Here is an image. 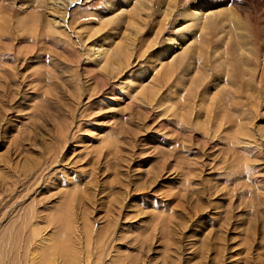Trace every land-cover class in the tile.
Masks as SVG:
<instances>
[{"label":"rangeland","instance_id":"374dc122","mask_svg":"<svg viewBox=\"0 0 264 264\" xmlns=\"http://www.w3.org/2000/svg\"><path fill=\"white\" fill-rule=\"evenodd\" d=\"M1 1L0 264H264V0H178L162 29L155 0L132 62L113 74L93 50L125 39L123 25L104 26L115 0H82L65 33L47 30L40 0ZM213 2L236 8L258 58L248 91L231 77L204 103L223 73L212 52L224 46L239 68L234 37L209 30L212 76L197 92L152 58L191 35L176 29L181 10Z\"/></svg>","mask_w":264,"mask_h":264},{"label":"bare ground","instance_id":"6f19581e","mask_svg":"<svg viewBox=\"0 0 264 264\" xmlns=\"http://www.w3.org/2000/svg\"><path fill=\"white\" fill-rule=\"evenodd\" d=\"M81 1L82 0H40V2L43 3L44 8L48 11L47 19L45 18L46 21L44 22L47 30L54 33H65L70 31L71 28L68 21L70 11ZM0 2L2 1L0 0ZM38 2L39 0H35L33 4H38ZM82 2H84V0ZM112 2L106 8L104 13V16H111L109 20H104V26H115V28H113L114 30H122L123 25V27H125L123 30V38L125 39L120 41L117 40L118 42L114 41V44H111L112 46L107 44L106 41L104 44L97 47L98 49L95 47L93 50L94 56L96 57H94L95 60H98L101 68L109 74L120 71L123 66L132 62V59L134 58L133 56L136 52V39L145 30L147 21L153 15L152 11L156 3L155 0H115ZM177 2L178 0H162L157 11L159 18L161 19L159 21L161 29L165 26L167 28L175 16L176 8L178 6ZM32 8L35 9V14H31L30 17L36 19V15H38L36 14V9L38 8H36V6ZM235 9V7L230 6L229 3L227 4L226 2H213L206 7L193 4L185 7V9L180 12L181 21L184 22L177 25L176 29L178 33H180L183 29L191 26L193 28L191 35H182L180 37L174 35L171 37L168 40L170 41V44L167 46V49H164L162 54L159 52L155 55V58H152L154 59L152 60L153 69L160 72L162 74L160 76L167 82L174 79L178 72L181 71L183 72L181 81L187 85V89H189L188 91H200V88L206 86L207 80L212 76L209 74L207 67L204 64L202 55L205 53L206 57L209 56L208 52V55H206V51L207 48H212L213 38L215 36L214 33H210L209 30L214 28L215 33L220 35L219 37H221L225 45L232 37H234L237 49V62L239 63V68L237 70L233 67L229 58H227L229 53L227 50L223 49L224 46L217 47L212 52L213 57L217 62V68L223 72H221V77L223 79L221 77L218 79L217 84L215 83L214 90L218 91L220 87H231L234 84H230L227 79L235 77V79L240 81V84L236 83L233 87L235 88V86H238V89L240 90L241 87H245L248 91V88L251 87L253 84L252 82H254L252 80V78L254 79V76L252 75L256 74V72H253L250 69L251 63L249 61L251 60L249 59L258 57L257 53H254L250 47L253 44V37L248 29L243 26L244 23H235L236 19L239 18L236 15ZM37 11L39 12V10ZM100 31L96 29L95 33L97 32L96 34H99L101 33ZM88 40H90V37ZM105 40H107V38ZM224 78H226L225 81ZM137 85L140 89L139 94L145 98L148 96L154 97L157 94L159 95L158 87L152 83L137 81ZM218 92H215V95L211 94L209 99L203 97L204 99L202 102H212L214 96L220 98L223 93H220V91ZM240 125V129L246 127L245 123H240ZM261 138L264 141V132L261 134ZM81 254L76 250L74 252V257L76 258ZM88 260L89 259H87L85 264H90Z\"/></svg>","mask_w":264,"mask_h":264}]
</instances>
